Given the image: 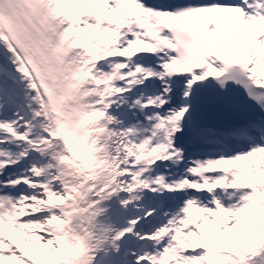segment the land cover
I'll list each match as a JSON object with an SVG mask.
<instances>
[{
  "label": "snow or ice",
  "instance_id": "6c2138e0",
  "mask_svg": "<svg viewBox=\"0 0 264 264\" xmlns=\"http://www.w3.org/2000/svg\"><path fill=\"white\" fill-rule=\"evenodd\" d=\"M0 264H264V0H0Z\"/></svg>",
  "mask_w": 264,
  "mask_h": 264
}]
</instances>
